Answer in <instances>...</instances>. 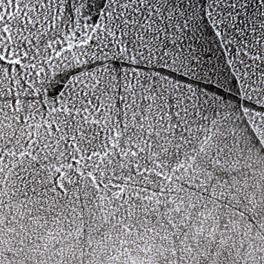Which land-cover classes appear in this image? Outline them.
Instances as JSON below:
<instances>
[{
  "label": "snow or ice",
  "instance_id": "6c2138e0",
  "mask_svg": "<svg viewBox=\"0 0 264 264\" xmlns=\"http://www.w3.org/2000/svg\"><path fill=\"white\" fill-rule=\"evenodd\" d=\"M0 264H264V0H0Z\"/></svg>",
  "mask_w": 264,
  "mask_h": 264
}]
</instances>
